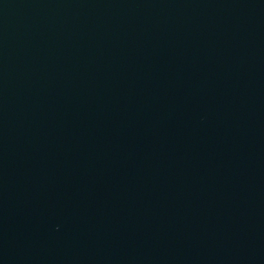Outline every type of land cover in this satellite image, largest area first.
Segmentation results:
<instances>
[{"label": "water", "instance_id": "obj_1", "mask_svg": "<svg viewBox=\"0 0 264 264\" xmlns=\"http://www.w3.org/2000/svg\"><path fill=\"white\" fill-rule=\"evenodd\" d=\"M0 264H264V0H0Z\"/></svg>", "mask_w": 264, "mask_h": 264}]
</instances>
